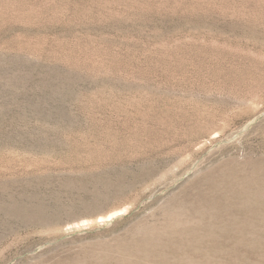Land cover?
<instances>
[{"label": "rangeland", "instance_id": "obj_1", "mask_svg": "<svg viewBox=\"0 0 264 264\" xmlns=\"http://www.w3.org/2000/svg\"><path fill=\"white\" fill-rule=\"evenodd\" d=\"M0 264H264V0H0Z\"/></svg>", "mask_w": 264, "mask_h": 264}]
</instances>
